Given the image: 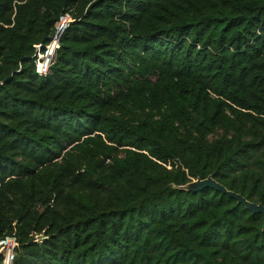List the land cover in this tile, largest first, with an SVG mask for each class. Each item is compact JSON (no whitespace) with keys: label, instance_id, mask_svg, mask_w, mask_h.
<instances>
[{"label":"trees","instance_id":"1","mask_svg":"<svg viewBox=\"0 0 264 264\" xmlns=\"http://www.w3.org/2000/svg\"><path fill=\"white\" fill-rule=\"evenodd\" d=\"M207 176L264 205V0H0L11 264H264L263 214L178 188Z\"/></svg>","mask_w":264,"mask_h":264},{"label":"water","instance_id":"2","mask_svg":"<svg viewBox=\"0 0 264 264\" xmlns=\"http://www.w3.org/2000/svg\"><path fill=\"white\" fill-rule=\"evenodd\" d=\"M65 28H66L65 23L61 30H59V27H58L57 28L58 34L60 35ZM207 187L212 188L221 193H224L228 195L229 197L235 199L237 203H241L251 213H261L264 216V205L262 203H256V202L250 201L243 195L227 189L225 186L217 182L211 176H207L206 178H203V179L196 178L186 183L185 185L179 186L178 188L181 190H185V191L197 192ZM263 229H264V225H263Z\"/></svg>","mask_w":264,"mask_h":264},{"label":"built area","instance_id":"3","mask_svg":"<svg viewBox=\"0 0 264 264\" xmlns=\"http://www.w3.org/2000/svg\"><path fill=\"white\" fill-rule=\"evenodd\" d=\"M66 19H65V24H66V26H67V24H68V22L70 21V17L69 16H66L65 17ZM62 19H64V17H62L61 19H60V21H59V23H58V25H57V27H56V31H55V33H54V35L52 36V38H51V40H50V42L53 40V39H55L56 38V43H57V47H56V49L58 48V40H59V37H60V35L58 34V32H57V28L60 26V23H61V21H62ZM49 42V43H50ZM48 43V44H49ZM47 46V45H46ZM39 48H40V45H36V49H37V51H36V73L38 74V75H40V76H42V75H46L47 74V72H48V67H49V65H50V63L52 62V60H53V58H54V55H55V52H54V55H53V57H52V59L50 60V62L47 64V66L45 67V68H42L41 67V63H43L44 62V59L43 58H45L46 56V47H45V51H44V53H40L39 52ZM56 49H55V51H56ZM41 62V63H40ZM11 241V242H10ZM4 246V249H6L5 251H3L4 252V263H5V261L8 259L7 258V252H8V250H9V248L11 249L10 251H11V256H10V259H9V264H11V259H12V249H13V246L15 245V243H14V239L13 238H7V239H5V240H2V241H0V247L1 246ZM0 251H2V250H0Z\"/></svg>","mask_w":264,"mask_h":264},{"label":"rangeland","instance_id":"4","mask_svg":"<svg viewBox=\"0 0 264 264\" xmlns=\"http://www.w3.org/2000/svg\"><path fill=\"white\" fill-rule=\"evenodd\" d=\"M65 19H66V18H64V19H63V23H62V25H61V26H63V25H64V23H65V22H64V21H65ZM52 49H53V48H51V46H49V47H47V48H46V55H45L46 57H45V58H43V59H44V62H43V63H41V62H40V63H41V67H42V68H45V67L47 66V64L50 62V61H49V62H47V60H46V59H47V57H48V56H51V57H53V55H54V52H53V50H52ZM10 242H11V241H10ZM0 250H2V251H5L6 249H4V246L2 245V246L0 247ZM10 250H11V249L9 248V250H8V252H7V258H8V260L10 259V256H11V251H10Z\"/></svg>","mask_w":264,"mask_h":264},{"label":"bare ground","instance_id":"5","mask_svg":"<svg viewBox=\"0 0 264 264\" xmlns=\"http://www.w3.org/2000/svg\"><path fill=\"white\" fill-rule=\"evenodd\" d=\"M65 18V17H64ZM62 23H63V19H62ZM62 28H63V26H61ZM61 28V29H62ZM49 46H51V48H53L52 50H53V52H55V49H56V47H57V43H56V38L55 39H53L49 44H48V46L47 47H49ZM46 47V48H47Z\"/></svg>","mask_w":264,"mask_h":264}]
</instances>
